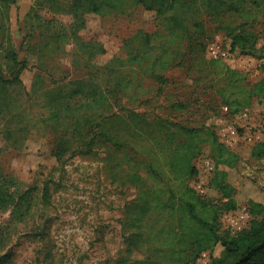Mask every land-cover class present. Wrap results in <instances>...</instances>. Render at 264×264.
<instances>
[{"label":"rangeland","instance_id":"rangeland-1","mask_svg":"<svg viewBox=\"0 0 264 264\" xmlns=\"http://www.w3.org/2000/svg\"><path fill=\"white\" fill-rule=\"evenodd\" d=\"M75 1L0 0V188L13 195L0 204V264H198L196 245L186 250L179 239L181 185L197 153L217 157L207 130L215 132L227 91L208 48L230 49L232 35L253 33L249 51L225 63L254 83L264 14L244 25L233 11L200 6L193 16L202 28L170 43L164 18L134 0L81 16ZM11 52L25 67L5 84L18 67ZM161 54L171 64L163 71L152 65ZM247 109L264 141L263 104L253 98ZM254 145L224 149L230 164L219 165L237 205L264 204V153L253 155ZM214 187L207 201L219 205ZM25 191L29 202L19 205ZM210 254L229 261L220 244Z\"/></svg>","mask_w":264,"mask_h":264},{"label":"trees","instance_id":"trees-1","mask_svg":"<svg viewBox=\"0 0 264 264\" xmlns=\"http://www.w3.org/2000/svg\"><path fill=\"white\" fill-rule=\"evenodd\" d=\"M113 0H77L74 5L81 8V13L84 11L98 12L104 2ZM136 3L141 4L147 10H154L158 15H161L167 22L169 33L166 36L167 41L176 43L178 39L182 38L189 31L190 25L196 28H202V24L193 16L200 6H203L209 13L218 14L224 10L233 11L244 18L243 24H247L256 20L259 15L264 14V0H134ZM249 2V6H246ZM251 39L249 47L245 46V41ZM148 43V38L144 39ZM254 44V34H234L231 36L230 50L241 53L249 51ZM264 51V50H263ZM168 56L159 55L154 57L153 66L158 65L157 69L160 71L168 68L170 59ZM264 58V53H263ZM11 60L18 65L16 71L12 74L11 78L2 79L5 84L14 83L19 80V74L25 67L24 61L16 59V55L11 52ZM180 62V61H179ZM178 62V63H179ZM212 63L216 64L219 72L226 78L227 91L222 95L223 101L228 106L231 113L238 112L245 109L251 103L253 98L259 100L264 107V60L261 63L263 75L257 81L249 84L245 80V75L242 71L229 67L227 63L220 59H212ZM162 80V78L160 79ZM230 89V91H229ZM93 103L98 105L103 104L102 91L98 92L97 98ZM228 103V104H227ZM91 116L86 118H77L72 125L73 131L84 127L88 123ZM197 130H194L196 132ZM213 137L217 151L215 163L230 164L227 156L224 157L225 147L220 141L213 130H207ZM253 149V155L260 156L264 153V141H256ZM228 152V151H227ZM192 154L183 159L180 165H186L185 160ZM215 172L211 185L221 194V203L216 205L214 203L208 204L206 196L197 195L190 187L189 184L182 186V207L186 213V217L181 219L182 232L179 239L182 241L183 248L186 250L192 249L196 245L195 257L199 256L202 251H208L211 257V250L217 245L222 246V252L226 254L229 261L226 262L225 258L209 261V264H264V204L260 202L250 201L249 210L252 214L250 225L237 233L230 234L220 229L219 215L221 210L234 209L238 205L234 200L233 193L234 186L226 180V173L223 169ZM185 171H188L190 177L195 173L192 165L185 166ZM29 191H25L19 196V205L29 202ZM13 201V195L8 191L0 188V204H8ZM206 214L198 213V209ZM210 214V215H209ZM190 221V223H189ZM162 230V229H160ZM189 235V236H188ZM188 236V237H187ZM190 236L192 238H190ZM172 244V242H169ZM188 247V248H187ZM194 257V258H195ZM194 260V259H192ZM210 260V259H209ZM190 261H187L188 263ZM138 264H158L157 262L148 263L141 259ZM163 264H176V263H163Z\"/></svg>","mask_w":264,"mask_h":264},{"label":"built area","instance_id":"built-area-1","mask_svg":"<svg viewBox=\"0 0 264 264\" xmlns=\"http://www.w3.org/2000/svg\"><path fill=\"white\" fill-rule=\"evenodd\" d=\"M212 59H220L224 62L234 60V54L230 49H223L221 45L214 43L208 48ZM250 110L245 108L231 113L228 106L221 105L220 115L214 123V130L219 141L227 148H235L241 141L255 143L261 135L250 131L248 119ZM241 130V131H240ZM192 166L195 173L190 177L189 187L199 196H208L211 191V180L216 171L214 159L205 153H197L193 157ZM252 214L247 205H238L234 209L221 210L219 215L220 229L230 234L237 233L250 225ZM209 252L202 251L199 255L198 264H208Z\"/></svg>","mask_w":264,"mask_h":264}]
</instances>
